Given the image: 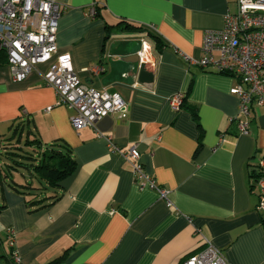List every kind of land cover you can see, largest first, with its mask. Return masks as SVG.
<instances>
[{
    "label": "crops",
    "instance_id": "obj_1",
    "mask_svg": "<svg viewBox=\"0 0 264 264\" xmlns=\"http://www.w3.org/2000/svg\"><path fill=\"white\" fill-rule=\"evenodd\" d=\"M57 1L56 55L69 54L82 83L118 93L128 108L99 120L103 136L75 129L72 110L55 105L56 93L42 79L47 64L14 82L7 60H0V140L14 134L11 144L29 151L27 139L41 149L60 140L76 162L56 187L42 188L28 171L11 170L13 182L35 186L26 196L9 184L10 161L0 158V264H12L9 227L24 264H180L204 239L229 264H264L251 177L264 163V106L253 105L249 132L241 134L238 99L229 93L237 79L193 63L203 56L205 32L223 27L235 1ZM177 92L185 96L176 112L169 98ZM107 137L121 149L137 145L171 205L136 182ZM32 198L38 203L29 205Z\"/></svg>",
    "mask_w": 264,
    "mask_h": 264
},
{
    "label": "built area",
    "instance_id": "obj_2",
    "mask_svg": "<svg viewBox=\"0 0 264 264\" xmlns=\"http://www.w3.org/2000/svg\"><path fill=\"white\" fill-rule=\"evenodd\" d=\"M234 12H226L220 30H208L203 38V56L193 63L201 68H213L218 73L233 75L237 82L229 93L238 99L237 126L241 134L249 132L248 120L253 105L264 106V0H234ZM94 13L93 6L89 9ZM62 6L57 0H0V50L6 54L11 79L24 80L39 64H47L42 74L46 85L56 93L55 105L72 110L69 117L75 129L91 127L97 136L99 120L110 114L119 117L127 112V104L116 92L96 89L81 82L69 54L56 55V34ZM139 53V52H138ZM185 93L169 98L173 111H179ZM52 107L48 106L45 111ZM23 113L26 111L23 109ZM240 116V117H239ZM112 151L131 166L134 179L143 187L154 188L167 199L169 190L157 186L140 162L137 145L128 149L117 147L106 138ZM261 175L255 179L258 188L257 209L264 213V163ZM168 205H171L167 199ZM13 228L7 229L8 247L13 264H24L15 244ZM200 250L187 255L180 264H229L222 251L206 239Z\"/></svg>",
    "mask_w": 264,
    "mask_h": 264
},
{
    "label": "trees",
    "instance_id": "obj_3",
    "mask_svg": "<svg viewBox=\"0 0 264 264\" xmlns=\"http://www.w3.org/2000/svg\"><path fill=\"white\" fill-rule=\"evenodd\" d=\"M120 24H127L128 26L136 27L134 24L131 25L125 21H121ZM0 60H7L6 54L2 50H0ZM183 104L184 100L181 106H183ZM22 125L23 123L21 122L18 126L21 127ZM18 132L20 135L21 131L19 130ZM13 135L14 134L4 139L7 143H2L4 140H0V158L3 157L4 159L10 161V163L5 166V176L11 179L12 182L9 184L18 192L29 196L31 190L35 189V186L32 185L31 181L23 183L13 182L11 170L28 171L29 174L37 180V183L40 184V187L42 188L56 187L62 179L71 175L75 171L76 162L72 157L71 149L60 140H55L51 145L41 149L38 140L27 139L25 141V145L33 146L32 150L29 151L22 148H15L13 144H11V139L14 138ZM19 135L17 140H19ZM2 149H4V151H1ZM16 149H19L20 151L17 152ZM260 175V166L257 165L253 168L251 177L255 181V179H257ZM27 202L29 205H33L38 203V200L33 199V201H31V199H29ZM261 223L264 228L263 212H261ZM52 264H55V262Z\"/></svg>",
    "mask_w": 264,
    "mask_h": 264
},
{
    "label": "rangeland",
    "instance_id": "obj_4",
    "mask_svg": "<svg viewBox=\"0 0 264 264\" xmlns=\"http://www.w3.org/2000/svg\"><path fill=\"white\" fill-rule=\"evenodd\" d=\"M119 25H123V26H125V27H131V28H133V29L141 30L140 27H132V26H128L127 24H119Z\"/></svg>",
    "mask_w": 264,
    "mask_h": 264
}]
</instances>
